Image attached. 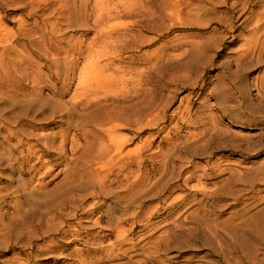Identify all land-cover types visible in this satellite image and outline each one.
Masks as SVG:
<instances>
[{
	"label": "rangeland",
	"instance_id": "1",
	"mask_svg": "<svg viewBox=\"0 0 264 264\" xmlns=\"http://www.w3.org/2000/svg\"><path fill=\"white\" fill-rule=\"evenodd\" d=\"M257 221L264 0H0V264H264Z\"/></svg>",
	"mask_w": 264,
	"mask_h": 264
},
{
	"label": "bare ground",
	"instance_id": "2",
	"mask_svg": "<svg viewBox=\"0 0 264 264\" xmlns=\"http://www.w3.org/2000/svg\"><path fill=\"white\" fill-rule=\"evenodd\" d=\"M258 220V219H257ZM258 221H261V220H258ZM255 222V225H254V228H253V232L251 233V238H256V235L258 236V235H260V234H258V233H260V231L259 230H261V228L263 227L264 228V224H263V222ZM243 239V238H242Z\"/></svg>",
	"mask_w": 264,
	"mask_h": 264
}]
</instances>
